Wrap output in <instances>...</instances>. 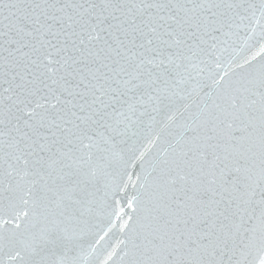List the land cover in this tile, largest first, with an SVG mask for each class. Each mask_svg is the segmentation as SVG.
Returning a JSON list of instances; mask_svg holds the SVG:
<instances>
[{
    "label": "snow or ice",
    "instance_id": "1",
    "mask_svg": "<svg viewBox=\"0 0 264 264\" xmlns=\"http://www.w3.org/2000/svg\"><path fill=\"white\" fill-rule=\"evenodd\" d=\"M0 264H264V0H0Z\"/></svg>",
    "mask_w": 264,
    "mask_h": 264
}]
</instances>
